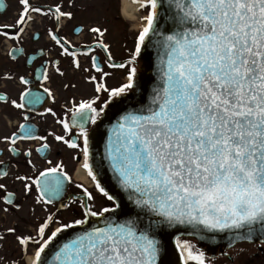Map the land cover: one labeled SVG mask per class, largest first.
Returning <instances> with one entry per match:
<instances>
[{
  "label": "snow or ice",
  "instance_id": "6c2138e0",
  "mask_svg": "<svg viewBox=\"0 0 264 264\" xmlns=\"http://www.w3.org/2000/svg\"><path fill=\"white\" fill-rule=\"evenodd\" d=\"M18 3V17L0 24V37L19 44L37 17L48 19L52 27L46 33L58 51L31 75L16 67L0 70V81L20 86L16 98L0 91V104L18 110L23 121L0 136V155L15 159L11 177L9 164L0 161V213L14 217L0 229V252L7 245L20 253L0 255V264H20L30 249L28 264H163L170 245L178 253L170 264H213L192 240L207 246L224 233L229 248L239 241L254 245L249 259L264 253V0H133L146 14L121 62L105 42L106 27H88L91 43L74 44L60 34L65 22L75 19L76 0ZM40 35L37 28L31 38ZM149 44L156 58L153 75L145 77L139 61ZM96 49L105 54L103 63ZM23 51L13 47L7 55L15 63ZM39 55L49 53L41 48ZM35 60L30 56L26 64ZM105 66L124 70L117 85H108L112 72ZM69 72L81 74L92 92L66 99L60 105L63 117L51 106L37 113L62 127L60 134L38 135L29 113L45 94L57 103L50 84ZM76 87L62 84L65 90ZM105 121L108 127L101 131ZM49 137L79 150L93 189L78 183L80 192L66 195L72 176L63 161L46 159L40 170L33 150L20 146L42 141L35 151L46 158ZM101 142L103 152L95 160L93 146ZM105 166L109 186L101 180ZM9 178L19 183V192L2 182ZM30 197L33 215L35 206H44L42 218L16 215ZM57 204L55 212L48 210ZM62 210L71 215L61 216ZM221 255L232 259L222 250Z\"/></svg>",
  "mask_w": 264,
  "mask_h": 264
},
{
  "label": "flooded vegetation",
  "instance_id": "af4514ba",
  "mask_svg": "<svg viewBox=\"0 0 264 264\" xmlns=\"http://www.w3.org/2000/svg\"><path fill=\"white\" fill-rule=\"evenodd\" d=\"M32 0V3H39L40 0ZM58 2V0H44L42 5L54 4ZM77 8L75 10V19L72 21L65 22L64 26L61 28V35H64L67 39L72 41L74 44H83V43H91L93 39V35L88 32V27L90 26H101L106 27L108 32L106 33L104 39L105 42L109 43L111 46V51L113 52L114 59L116 62H121L122 60L127 58V50L133 46V41L135 35L140 30V24H131L130 21L126 19L122 14V0H76ZM81 5H87L86 7H81ZM21 6L18 3V0H0V24H11L18 17V12L20 11ZM143 11L140 13V17ZM137 21V20H136ZM134 22V21H133ZM137 22H141L138 19ZM138 28H135V26ZM52 23L48 19H41L37 17V23L34 25H29L26 27V32L23 35V40L19 44H14L11 40H6L3 37H0V70L3 68H11L16 67L18 71L23 72L25 74H32V68L38 67L42 60L55 58L56 52L58 49H55L50 38L47 36L46 29L51 28ZM81 27L83 29L82 32L76 33L75 28ZM40 30V38L39 40H34L31 38L32 33L36 31V29ZM13 47H21L23 48V53L18 56L17 62H12L11 58L7 55L8 51ZM43 48L45 51L49 53L46 57H41L39 55L40 49ZM98 57V60L103 63L105 58V54L102 50L96 49L95 53ZM30 56H35L36 60L33 65L29 66L26 64V60ZM63 66H67V61L63 62ZM85 66H87V62H85ZM140 69H142V62L139 61ZM106 71L112 72V76L107 78V83L109 86L117 85L123 78L124 70L121 69H108L105 66ZM65 82H74L77 87L75 89H63L62 84ZM50 86L52 87L54 93L57 96V103L52 105L51 101H49L45 94V99L41 101L40 104L35 106V111L29 113L31 119L30 123L35 127L38 135H47L49 131H55L56 133H62V127L55 123V120L50 115H45L43 117L37 115V113L42 112L45 107H53L57 112L58 116L63 117L64 113L61 109L60 105L65 103L66 99L71 98L72 96H76L77 98L84 96L87 97L92 92V86L90 84H86L81 79V74L77 73L73 75L69 72L65 77L61 78L58 76H54L53 81ZM20 88L18 83L7 84L4 81H0V91L7 90L11 97H17V90ZM34 91H42L38 87L33 88ZM23 122L20 112L15 110L7 105L0 104V136L4 134H10L12 131H15L18 125ZM78 131V130H76ZM75 135V132L72 133ZM68 138V137H66ZM43 143L42 141H27L21 144L22 148H31L33 150V160L38 169L42 170L43 167L47 166L45 160H53V162L63 161L65 170L72 176V183L67 184V194L77 195L80 192V189L75 187L76 184L82 183L78 181L74 177V171L77 164L83 160L82 154L79 150H71L66 146L54 142L52 137L48 138V143L51 145L50 149L47 152L46 158L42 153H38L35 151L36 148ZM4 148L3 145H0V151ZM73 156H79V160H73ZM0 161H4L9 164L10 169V177L11 172H14L15 169L12 168V165L15 163V159L11 156L10 153L3 152L0 155ZM27 169L21 167V172ZM31 174V173H30ZM8 186L10 191L16 190L19 192L20 185L18 182L13 183L9 178L4 180ZM86 186V185H85ZM88 187V186H87ZM92 188L93 187H89ZM3 193L0 192V196ZM98 197V203L100 202V197L96 193ZM0 206H2V201H0ZM32 199L29 198L28 202L25 204V207L21 213L16 215H20L26 218L29 221L36 220L37 218H42L45 215L43 211L44 206H35V214H32ZM56 206H48V210L51 212L56 211ZM61 216L68 218L71 213L70 211L62 210L60 213ZM14 221L13 216L5 217L3 213H0V229L5 226H10ZM55 225H53L54 227ZM29 230H31V225H29ZM11 240V238H9ZM254 247L253 244H248ZM238 245L230 248L224 249L219 248L215 252L208 253L209 257L213 258V264H238V258L235 255L238 249ZM236 249V250H234ZM221 250L223 252L228 253L232 256V259L229 260L227 256L221 255ZM254 250V249H253ZM250 253V252H249ZM249 253L242 256V258H247L246 260L250 264H264V253L258 254L255 258L249 259ZM14 255L16 257L20 256L19 250L17 248H9L7 245L5 249L0 252V255ZM31 256V249L29 250L28 257ZM28 257H24L21 259L20 264H28ZM240 260H243L240 258ZM244 261V260H243Z\"/></svg>",
  "mask_w": 264,
  "mask_h": 264
},
{
  "label": "water",
  "instance_id": "95a60500",
  "mask_svg": "<svg viewBox=\"0 0 264 264\" xmlns=\"http://www.w3.org/2000/svg\"><path fill=\"white\" fill-rule=\"evenodd\" d=\"M155 58H156L155 48L151 44H149V46L144 49L142 57H141V60L143 61V67H142L141 73L145 77H150L153 75V73H154L153 66L155 63ZM109 114H110V116L112 115L111 112ZM112 118L114 119L115 117L113 116ZM107 127H108V122L105 121V123L101 125L100 130L103 131ZM93 152H94V159L99 160L100 155L103 152L102 142L99 144H94ZM110 177H111V173L106 170V166H105V171L101 172V180L105 184V186H109L112 184ZM183 237L191 238V237H188L186 234ZM64 238H65V236L62 235L60 237V240H63ZM245 242H247V241H239L236 244L245 243ZM57 243H59V241H57ZM197 243L201 248H205L208 252H215L219 248H223V247L229 248L228 247V245L230 243L229 234H227V233L220 234V236L217 238V240L213 244H209L207 246H205L204 244L199 243V242H197ZM217 245H218V247H217ZM235 245H233V246H235ZM53 247H55V245H53ZM177 256H178V253H176L174 251V247L170 245L168 255H166L163 258V264H170L171 261L176 260Z\"/></svg>",
  "mask_w": 264,
  "mask_h": 264
},
{
  "label": "bare ground",
  "instance_id": "6f19581e",
  "mask_svg": "<svg viewBox=\"0 0 264 264\" xmlns=\"http://www.w3.org/2000/svg\"><path fill=\"white\" fill-rule=\"evenodd\" d=\"M122 14L123 16L131 21H136L140 19V13L138 4L133 3V0H122ZM74 177L80 182L84 183L88 187H93L90 178L87 176L86 172L81 168V163L75 171Z\"/></svg>",
  "mask_w": 264,
  "mask_h": 264
},
{
  "label": "rangeland",
  "instance_id": "374dc122",
  "mask_svg": "<svg viewBox=\"0 0 264 264\" xmlns=\"http://www.w3.org/2000/svg\"><path fill=\"white\" fill-rule=\"evenodd\" d=\"M44 0H40V2L39 3H42ZM36 2H38L37 0H36ZM122 5H123V3H122ZM146 13L145 12H143L142 14H141V16L142 15H145ZM138 21V20H137ZM137 21H130V23L131 24H140L141 22H137ZM139 26V25H138ZM138 26L136 25L135 26V28H138ZM78 166V165H77ZM77 166H76V168H77ZM76 168H75V170H76ZM90 189H92V188H90ZM98 194V193H97ZM98 196H99V194H98ZM101 199V198H100ZM192 242L194 243V241L192 240ZM236 249H247L248 251H246L244 254H243V256L245 255V254H248L249 252H251L253 249H254V247H252V246H250V245H248V244H241V245H238V248H236ZM236 249H234V250H236ZM241 259H243V260H246L247 258H242V256L240 257ZM240 258H238V264H242V262H243V260H240ZM248 264H250V263H248Z\"/></svg>",
  "mask_w": 264,
  "mask_h": 264
}]
</instances>
